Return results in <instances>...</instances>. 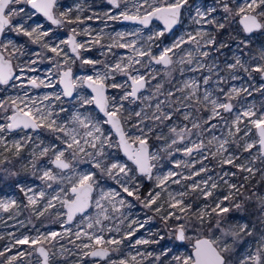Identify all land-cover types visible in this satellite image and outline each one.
I'll list each match as a JSON object with an SVG mask.
<instances>
[{
    "label": "snow or ice",
    "instance_id": "6c2138e0",
    "mask_svg": "<svg viewBox=\"0 0 264 264\" xmlns=\"http://www.w3.org/2000/svg\"><path fill=\"white\" fill-rule=\"evenodd\" d=\"M105 3L97 10L95 0H0V91L17 90L0 99V173L17 176L5 165L27 150L21 167L42 186L17 187L37 218L55 210L62 229L10 234L0 264H52L65 239L78 253L61 244L59 256L79 255L81 264L85 257L107 264H264V102L247 99L264 96V44L252 47L254 36H264V0ZM109 22L136 27L109 31ZM94 48L100 58L85 55ZM44 62L50 67L43 78L29 75ZM41 88L53 91L32 94ZM177 153L186 159L173 161ZM166 163L172 167L165 170ZM145 181L153 187L142 196ZM129 197L159 215L168 239L185 251H140L165 237L139 238L130 244L134 253L110 259L152 219L130 220ZM19 207L0 199V212L18 214ZM78 216L74 231L68 225Z\"/></svg>",
    "mask_w": 264,
    "mask_h": 264
},
{
    "label": "rangeland",
    "instance_id": "374dc122",
    "mask_svg": "<svg viewBox=\"0 0 264 264\" xmlns=\"http://www.w3.org/2000/svg\"><path fill=\"white\" fill-rule=\"evenodd\" d=\"M63 3L65 4H72L73 0H62ZM209 3L212 2V0H208ZM95 5L97 10H106L108 5L105 3V0H95ZM110 29L112 27H115L116 25H121V26H127V27H136V25L131 24L130 22H109ZM102 27L99 23H93V27L99 28ZM187 30H192L195 26L186 24ZM181 30L176 31V35L180 34ZM61 36L64 35L63 31L59 33ZM11 35V34H10ZM18 40V42H23L25 38L19 37L15 38ZM173 39V36L169 35L164 38V43H170L171 40ZM261 44H264V36H261L257 34L256 36L253 37V44L252 47L255 50V48L259 47ZM32 48H35L36 46H30ZM234 45H233V50H234ZM118 53L123 54L125 50L123 49H117L115 50ZM226 56L228 58L231 57L232 52L229 51L228 49L224 50ZM85 55L94 57V58H100L99 56V50L98 49H93L92 52L86 53ZM225 59V56H220L221 62ZM38 72L36 73H30L29 75H39L42 78L44 77L45 71L50 67V65L47 62H44L42 64H39L38 66ZM76 71L79 73L81 70L77 66ZM257 86L260 83L259 76L255 77ZM155 83V82H153ZM239 85V81L234 82ZM44 88L41 89H34L32 90V94L34 95H40L44 93ZM53 90V89H52ZM17 92L16 89H8L7 91H0V99L6 98L7 96L10 95H15ZM249 101H255L257 106L259 107L261 102H264V96H262L260 93H254L253 97H248L247 98ZM238 103V102H237ZM204 116H207L208 113H203ZM226 118L228 117V114H224ZM213 123H217V121H213ZM166 132V129H165ZM216 134H220V129L216 130ZM195 139V137H193ZM153 144L159 146L162 142H156L155 139L153 138L152 141ZM155 150V149H154ZM247 155V154H245ZM27 158H28V151L25 150L24 153H22V158L20 159H14L12 164L5 165L9 169L18 172L19 174L15 177H7L3 178L4 174L0 173V199H7V198H12L17 200L19 204V209H18V214L17 210H13L11 213H5V212H0V237H3L0 239V251L4 250L6 246L11 244L13 242V236L10 234H14V237L18 238L23 235H29V236H36L38 234V231L41 233H47L49 231H62L60 223L57 222L55 218V210H52L51 213H45L44 216L37 218L32 210L27 207V200L26 197L22 192H20L19 188L17 185H22L24 187H35L37 190L39 189L40 186V181L36 180L33 176H31L30 172L28 170H25L21 167L22 164L27 163ZM186 159L183 157L181 154L177 153L173 157V161L175 160H183ZM206 163H209L213 167H215V161H206ZM200 165L197 164V167ZM172 167L171 164H165L164 169L167 170L168 168ZM216 172H219L220 169L218 167L215 168ZM225 170L233 171L235 172L236 169L231 168V166H225ZM240 176L241 174H238L237 177L234 178V182L239 183L240 182ZM260 180V176L257 175L255 179L251 182L250 187L252 186H257V182ZM111 184V182H109ZM114 186V185H113ZM153 187L152 182L145 181L144 182V187L141 189V195H146V193ZM174 189L178 188L179 186L173 185L172 186ZM129 200L132 201L133 203V208L131 209H125L126 212H130L131 215L129 219H136L140 222H144L147 220L149 217L152 219L145 224L143 228H140L135 236L131 238V240H126L123 245H121V251L119 253H113L110 256V259H119L123 255H125L128 252H135L136 249L131 248L130 244L134 243L136 239L139 238H144V239H159V236H164L165 239L161 240L159 244H149V245H139L137 246L140 251H152L156 254H159L160 251L164 248L167 247H172L173 251H179L183 252L185 251V248L183 246H180L178 242H174L170 239H168V229L166 228L164 222L160 219L159 215H157L155 212L150 211L148 209H145L142 204L138 201L133 200V198L129 197ZM43 203V202H42ZM200 203V201H198ZM59 208V205L57 206ZM9 216L12 218L9 219ZM80 217L78 216L76 218V221L73 222L72 225H68L73 228L75 231V224L79 222ZM127 221L125 222V225L122 226V231L127 230L126 225ZM135 227V226H134ZM38 230V231H37ZM152 233H157L158 235L153 236L151 235ZM106 237L109 235H115V233H105ZM146 236V237H145ZM86 242V241H85ZM77 243H81V241H77ZM63 244L66 248L72 249L73 252H77L78 250L71 244L67 242V239L59 241L57 244L56 248L53 249L54 251H57L58 256L52 261V264H81L79 255H70L65 253L64 256L66 259L62 258L59 256V250H60V245ZM27 246H23L20 248H14L11 253H8L7 255H13L19 250H24ZM18 249V250H17ZM2 259V258H0ZM31 259L35 261L37 259V256L34 254ZM82 264H107V261L101 260V259H96V258H89L85 257L82 261Z\"/></svg>",
    "mask_w": 264,
    "mask_h": 264
},
{
    "label": "bare ground",
    "instance_id": "6f19581e",
    "mask_svg": "<svg viewBox=\"0 0 264 264\" xmlns=\"http://www.w3.org/2000/svg\"><path fill=\"white\" fill-rule=\"evenodd\" d=\"M103 26V25H102ZM99 27V26H98ZM133 27H127V26H121V25H116L115 27H112L110 29L111 30H116V31H128V30H131ZM53 91L52 89H47V90H44V92H51ZM146 237V236H145ZM18 250V249H17Z\"/></svg>",
    "mask_w": 264,
    "mask_h": 264
},
{
    "label": "water",
    "instance_id": "95a60500",
    "mask_svg": "<svg viewBox=\"0 0 264 264\" xmlns=\"http://www.w3.org/2000/svg\"><path fill=\"white\" fill-rule=\"evenodd\" d=\"M96 259H99V258H96Z\"/></svg>",
    "mask_w": 264,
    "mask_h": 264
}]
</instances>
